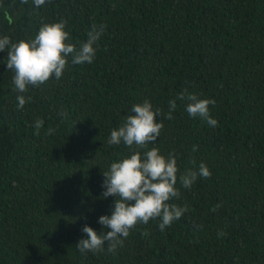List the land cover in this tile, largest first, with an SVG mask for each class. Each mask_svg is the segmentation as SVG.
Here are the masks:
<instances>
[{
  "label": "trees",
  "instance_id": "1",
  "mask_svg": "<svg viewBox=\"0 0 264 264\" xmlns=\"http://www.w3.org/2000/svg\"><path fill=\"white\" fill-rule=\"evenodd\" d=\"M61 21L77 49L105 26L96 57L70 55L23 109L0 52V264H264V0H0V37L13 43ZM185 91L216 101V127L188 115ZM145 99L164 124L148 149L175 154L169 203L188 211L163 232L160 220L137 225L115 252L81 254L84 226L110 230L98 222L117 199L102 198L103 173L130 154L111 131ZM201 163L210 178L184 189L179 175Z\"/></svg>",
  "mask_w": 264,
  "mask_h": 264
},
{
  "label": "clouds",
  "instance_id": "2",
  "mask_svg": "<svg viewBox=\"0 0 264 264\" xmlns=\"http://www.w3.org/2000/svg\"><path fill=\"white\" fill-rule=\"evenodd\" d=\"M47 0H33V5L40 8ZM28 3V0H22ZM66 21L42 23L35 37L30 40H20L13 43L9 36L0 37V52L7 50L6 66L14 73V91L21 93L17 96V107L23 109L30 103L31 96L22 95L29 87L38 88L50 79L59 80L68 65L71 55L72 64L92 63L96 57V45L105 26L99 29L93 25L87 33V41L79 48L70 42V34L66 31ZM179 100H187L186 112L191 118H201L211 127H216L217 120L211 118L209 106H215L214 99H200L195 93L182 92L177 96ZM177 107L176 100L169 101L167 119L173 117L171 112ZM132 115H128L123 124L111 131L108 143L110 145L123 144L130 150V154L111 163L108 171L103 173L106 178L102 187L105 191L102 198L115 196L114 210L110 216L99 218V223L106 232L97 234L89 226H84L82 232L87 239L79 240L76 245L81 254L87 252L99 253L107 243L109 252H115L122 247L124 239L137 225H147L150 220H160L158 228L163 232L172 223L179 220L187 211V206L170 204L173 198H179L180 192L176 188L179 168L174 153L162 155L155 144L164 128L157 117L162 114L160 108H154L152 103L145 99L142 103L132 106ZM43 120L35 121V134H40ZM54 129H48L51 134ZM147 149V150H146ZM198 146L193 145L192 151ZM210 178L211 173L206 164L201 163L198 171L187 170L179 175V182L184 189H191L197 178ZM221 205L214 206L213 211ZM147 236L149 233L144 232ZM223 236L225 233L220 232Z\"/></svg>",
  "mask_w": 264,
  "mask_h": 264
}]
</instances>
